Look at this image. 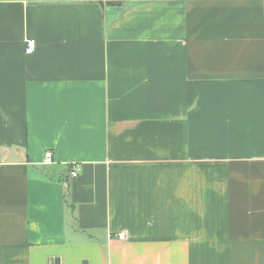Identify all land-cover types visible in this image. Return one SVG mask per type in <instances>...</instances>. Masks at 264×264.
Listing matches in <instances>:
<instances>
[{
	"label": "crops",
	"instance_id": "crops-1",
	"mask_svg": "<svg viewBox=\"0 0 264 264\" xmlns=\"http://www.w3.org/2000/svg\"><path fill=\"white\" fill-rule=\"evenodd\" d=\"M0 264H264V0H0Z\"/></svg>",
	"mask_w": 264,
	"mask_h": 264
},
{
	"label": "built area",
	"instance_id": "built-area-1",
	"mask_svg": "<svg viewBox=\"0 0 264 264\" xmlns=\"http://www.w3.org/2000/svg\"><path fill=\"white\" fill-rule=\"evenodd\" d=\"M35 48H36V40L35 39L27 40V43H26V46H25V52L27 54H32L35 51ZM51 162H52V152L51 151H47L45 153L43 163L50 164ZM77 176H78L77 171H73L72 172V177H77ZM125 236H126L125 232H122V233L119 234V237L121 239H124Z\"/></svg>",
	"mask_w": 264,
	"mask_h": 264
},
{
	"label": "bare ground",
	"instance_id": "bare-ground-1",
	"mask_svg": "<svg viewBox=\"0 0 264 264\" xmlns=\"http://www.w3.org/2000/svg\"><path fill=\"white\" fill-rule=\"evenodd\" d=\"M51 163H52V162H51ZM51 163H50V164H51Z\"/></svg>",
	"mask_w": 264,
	"mask_h": 264
}]
</instances>
